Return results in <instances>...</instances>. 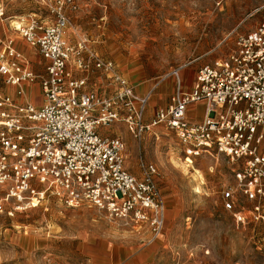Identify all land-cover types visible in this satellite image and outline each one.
Here are the masks:
<instances>
[{
    "label": "built area",
    "instance_id": "built-area-1",
    "mask_svg": "<svg viewBox=\"0 0 264 264\" xmlns=\"http://www.w3.org/2000/svg\"><path fill=\"white\" fill-rule=\"evenodd\" d=\"M66 2L51 4L49 20L37 14L13 19L0 5V23L8 21L46 61L45 71L37 73L13 37L0 38V74L14 89L0 92V186L14 205L9 212L56 198L68 207L89 204L125 225L145 223L153 239L159 237L166 205L158 168L142 163V174L132 173L124 139L98 131L123 121L140 140L158 136L154 130L160 127L173 132L187 159L224 155L234 165V182L222 191L224 209L238 223L264 222V19L237 36L226 58L199 68L189 90L182 87L183 66L167 74L175 89L148 120L152 90L136 93L117 63L87 39L68 41L73 23ZM74 68L85 74L75 77ZM93 69L101 72L108 93L84 90ZM28 85L39 86V104ZM198 103L204 104L202 119L189 113Z\"/></svg>",
    "mask_w": 264,
    "mask_h": 264
},
{
    "label": "rangeland",
    "instance_id": "rangeland-1",
    "mask_svg": "<svg viewBox=\"0 0 264 264\" xmlns=\"http://www.w3.org/2000/svg\"><path fill=\"white\" fill-rule=\"evenodd\" d=\"M55 1L0 0V5L13 19L37 14L49 20ZM73 2L76 8L65 4L73 23L68 41L87 39L142 94L152 90L150 113L167 103L166 83L174 77L165 76L173 69L183 66L180 74L190 85L199 68L226 58L237 36L264 19V0ZM91 79L96 87L100 71L93 69ZM5 91L14 89L0 74V92ZM28 95L41 102L38 85ZM98 131L124 139L125 164L132 173L140 176L142 163L158 168L166 205L161 235L153 239L145 223L125 225L89 204L68 207L56 198L10 213L14 205L4 200L0 186V264H264V222L238 223L223 207L222 191L234 182L228 158L212 152L187 159L178 137L163 127L154 130L158 136L148 133L141 140L123 121Z\"/></svg>",
    "mask_w": 264,
    "mask_h": 264
},
{
    "label": "crops",
    "instance_id": "crops-1",
    "mask_svg": "<svg viewBox=\"0 0 264 264\" xmlns=\"http://www.w3.org/2000/svg\"><path fill=\"white\" fill-rule=\"evenodd\" d=\"M6 25H8V21H6V22L4 21V22L0 23V32H1L0 33V37L1 38L13 37L15 39V41H16V45L18 46V48H20L24 52V54L26 55V57L30 61L31 67L33 68V70L35 72H37V73L44 72L45 71V66H46V61L41 56V54L39 53L38 49L36 47L28 45L26 42H24L22 40V38L20 36L12 35L11 32H9V30H13V31H16V30L11 28V27H9V26H8V28H5ZM78 72H80V70H77V69L74 68V70H73L74 76L78 77V78L82 77L83 75L82 74H78ZM81 72H83V71H81ZM100 75H101V80L98 81V85L96 87L90 86L89 82H92V79L90 80V78H89L88 85H87V87L84 90H95V91H98L99 93H108L110 91V88L107 87L106 84L104 83V78H103L101 72H100ZM126 77L129 79L128 76H126ZM181 77H182V87H183V89L184 90H189L192 87L194 80H193V82L190 85H188V84L185 83V79H184L182 74H181ZM129 81H130V79H129ZM131 84H132V82H131ZM166 84H167V88L171 89L170 90V94H169V99H170V96H171V94L173 93V91L175 89V79L174 78H168V83H166ZM34 86L35 85H32V86L28 85V86H26V88L29 91V90L33 89ZM134 88H135V86H134ZM135 92L138 93V94H142L141 92H143V91H140V89L138 90V88H135ZM169 99H168L167 103L165 105H163V106H166L169 103ZM163 106H159V107H163ZM159 107H157V108H159ZM155 110L153 112H151V113L149 111H147V116L146 117H147L148 120L150 119L151 115L155 112ZM189 113H190L191 116L195 117L196 119H202L203 115H204V104L203 103H198V104H195V105L191 106L190 109H189Z\"/></svg>",
    "mask_w": 264,
    "mask_h": 264
}]
</instances>
